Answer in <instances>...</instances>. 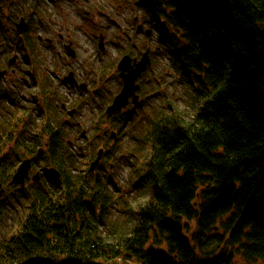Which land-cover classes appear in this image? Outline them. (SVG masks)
<instances>
[{
    "label": "trees",
    "instance_id": "1",
    "mask_svg": "<svg viewBox=\"0 0 264 264\" xmlns=\"http://www.w3.org/2000/svg\"><path fill=\"white\" fill-rule=\"evenodd\" d=\"M138 1L167 23L193 119L175 110L119 117V132L133 119L129 150L141 156L147 199L134 205L102 166L85 177L88 138L72 151L64 126L36 138L4 121L3 180L43 132L60 136L48 152L62 179L6 200L21 210L0 213V264H264V0Z\"/></svg>",
    "mask_w": 264,
    "mask_h": 264
},
{
    "label": "flooded vegetation",
    "instance_id": "2",
    "mask_svg": "<svg viewBox=\"0 0 264 264\" xmlns=\"http://www.w3.org/2000/svg\"><path fill=\"white\" fill-rule=\"evenodd\" d=\"M35 1L43 2L42 0ZM60 1L62 0H56L57 4L54 3L53 11L50 9L41 11L39 9L41 7L40 3L32 5L23 3V7L31 6L32 9L29 10L31 12L30 15L21 16L17 22L9 14L7 15L8 17L3 16L5 24L0 20V26H5L6 32H9L11 35L10 46L14 45L18 48H24V52L21 55L22 58L18 54H14L6 63H0V72H5V75L0 80V110H5L7 113L6 125L10 131L27 132L31 130L37 138V132L41 131L43 127H48L49 130L53 129L50 133H55L60 130L63 124L67 128V131H69L70 138L67 141L70 148H72L75 140L79 139L77 136H72V129L70 127H76L81 138L86 143V139H89L87 135L89 129H83L81 121L73 122L77 116L85 115L88 118L89 109L96 110V114L93 117H98V120L92 124V132L100 134V132L105 130L101 119L112 120L133 114L140 107L146 106V101L150 98L157 96V94H162L165 90L164 87L170 84L167 77L170 74L167 70L163 73L156 71V57L161 51L168 52L170 57H172L170 64L178 74L179 85L184 83L189 87L186 82L187 76L185 77V73L178 70L179 57L174 53L175 49L169 45L171 44L168 39L170 36L169 28L163 27L165 21H163V18L157 16L156 12L148 11L143 7L141 12L133 17L134 22H136V30L147 38H150V43L146 45V41L143 40L141 46L137 41L133 40L130 45L131 47H129L125 38L127 30L122 27L119 35L109 31V24L117 23V20L113 15L105 13L104 7L93 2V6L89 7V0H87V5L80 6L81 3H79V9L71 5L72 12L63 13L59 7L62 4L59 3ZM64 1L71 2V0ZM131 2L140 8L141 4L138 0H117V5L115 6L117 14L124 15L122 11L127 9ZM65 11L68 10L65 9ZM1 12H4V10ZM48 12H52L53 16L57 18V25L48 22L47 16L50 15ZM38 13H41L39 17H35ZM147 14L148 18L145 19ZM22 19L25 21V30L22 34H19L17 25ZM159 19L161 29L154 24ZM10 20L13 21L10 22ZM143 21L145 22L143 23ZM37 28L40 29L34 31ZM75 30L84 36L96 38L97 40V51H89V55L85 57L87 59L80 58L81 54L78 51V43L74 39ZM158 33H160L162 41L156 47V43L158 42L156 40L154 45L155 41L153 40ZM34 34L37 35V40L40 42L38 46L46 54L43 59L40 58L37 45L30 39L33 38L32 35ZM113 34L116 35L114 39L117 36L120 38L118 42L113 40L115 47H119L120 52L116 58L113 57L110 60L106 59L104 55L108 51V45L112 41L111 36ZM147 54L150 63L136 82V85L139 86V89L135 92V95L138 97L136 99L137 102L134 103V96L130 97L125 109L116 114L109 115L108 109L124 87V81L120 77L121 70H119L121 61L126 56H129V69L125 72L127 74L129 71L135 70L138 62ZM30 57L36 60V65L31 68L26 64H22L25 59L30 60ZM13 59H15L14 62L10 63ZM181 77H184L186 80L181 79ZM113 81L117 86L114 92H112L110 87V83ZM5 90L6 92H4ZM4 96L6 97V105H2L3 103L1 102ZM0 118H2L1 114ZM109 124L112 125L111 123ZM2 125L4 123L0 121V126ZM112 127L118 134L119 139L118 124H113ZM39 140L40 142L36 147L31 148L32 153H26L24 158L31 161L29 173L25 177L24 189H21L19 184L12 181L13 175L19 165L12 171L11 178L7 182L3 180L0 173V189L2 188L5 191L3 197L0 199V211L6 209L4 203L8 198L10 199L9 195H12L15 191H29L37 184H43L45 181L48 182L52 179L49 169H57V167L54 158L48 152V148L51 144L59 148L61 146L60 136L55 137L51 141L49 136L40 135ZM14 141L15 138H12L11 142L9 140L8 146L14 147ZM89 142L91 144L93 139H89ZM107 142V139H99L98 145H101L100 149H103L104 152L98 168L101 166L104 168L108 165V171L111 170L110 175L112 176L113 168L111 167H114L115 163L113 161L110 162L107 153L114 146L113 144L107 145ZM81 146L83 145H80L79 148ZM41 155L44 156L41 158ZM58 157L59 150L55 156L57 162L60 160ZM44 158L50 161L47 163L49 164L47 167L43 166L46 164L44 162L38 163V161H42ZM95 158L93 157L92 160L94 161ZM8 182L12 183L13 188H9Z\"/></svg>",
    "mask_w": 264,
    "mask_h": 264
},
{
    "label": "rangeland",
    "instance_id": "3",
    "mask_svg": "<svg viewBox=\"0 0 264 264\" xmlns=\"http://www.w3.org/2000/svg\"><path fill=\"white\" fill-rule=\"evenodd\" d=\"M42 1L43 2L40 3L39 1L36 2L35 0H23V1L21 0H0V20H2L3 24H5L3 16L8 17L7 16L8 14L12 15L11 17L15 19L16 22L21 16L30 15L31 12L29 10L32 9L31 6L23 7L22 5L23 3L30 4V5L40 3L41 7L40 8L38 7V8L41 11L49 10V9L53 11L54 3L57 4L56 0L55 1L42 0ZM92 2L99 4V6L104 7L105 13H109L113 15L115 19L117 20V23L109 24V31H111V33H114V34L116 33V35H119V33H121L122 27L125 30H127L125 38H126V41L128 42L129 47H131L130 45L132 44L133 40L137 41V43H139L141 46H142V41L145 40L146 45H149L150 38H147L144 34L139 33L136 30V22H134L133 20V17L135 15H138L141 12V10L144 7V4L141 3V6L139 8L135 6L133 2H131L130 5L127 7V9L122 11V13H124V15H122V14H117V9H115V6L117 5V0H89V7L93 6ZM59 3H62L59 7L62 9L63 13H71L72 6H76L79 9V3H81L80 6H83V5H87L88 1L87 0H71V2L68 3L67 1L62 0ZM65 9H67L68 11H65ZM3 10L4 12H1ZM48 13H50V15L47 16L48 22H52L53 24L57 25L58 23L57 18L53 16L52 12H48ZM2 14H5V15H2ZM39 14L41 13H38L35 17H39ZM147 18H148V14L145 19ZM11 21L13 20H10V22ZM144 22L145 21H143V23ZM154 24H156L159 27V29H161L160 19L159 21H156ZM5 29H6L5 26H0V63H6L14 54H18L20 58H22L21 55L24 52L23 47L18 48L14 45L10 46L11 35L9 32H6ZM39 29L40 28L34 29V31H38ZM74 32H75L74 39H76L78 43V51L81 54L80 58L87 59L85 57L89 55L88 54L89 51L91 50H93V52L97 51L96 50L97 40L96 38L93 39V38L87 37L86 35L84 36L79 31L76 32L75 30ZM114 34L111 36L112 38L110 37L112 41L108 45L109 47H108L107 53L104 55L106 56L105 57L106 59H110V60H112L113 57L116 58L118 56V53L120 52L119 47L116 48L114 41H113V40H116L118 42L120 38H118L117 36L114 39V36H116ZM32 36L33 38H30V39L33 43L37 45L36 47L39 50L40 58L43 59V57L46 54L42 50V48L38 46L40 42L37 40V35L34 34ZM156 40L158 43H156ZM153 41H155L153 44L155 45L156 43V47H157L159 43L162 41L160 33L155 35V39ZM171 58L172 57H170V54L165 51L164 52L161 51V53H159L156 57V62H157L156 71L158 73H163L165 70H167L170 74L169 76H167L169 78L168 80L170 84L164 87L165 90L162 92L161 95L157 94V96L150 98L148 101H146V104H147L146 106H143L137 109V112L141 114L142 117H143L142 113H145L147 116L154 118V116L158 114L161 110H167V112L175 110L176 112L182 114L187 121L193 119L194 111L189 105V103L193 101L191 100V95L193 91L192 87L189 88L184 83L183 84L181 83L179 85L178 78H177L178 74L176 73L172 65L170 64ZM22 64H26L29 66V68H31L32 66L36 65V60L33 57H30V60L25 59ZM181 79L186 80L184 77H181ZM110 87L112 89V92L116 90L117 86L114 81L110 83ZM4 92H6V90ZM1 102L3 103L2 105L7 104L5 96L1 99ZM0 114L3 119L7 117V113H5V110L4 112L0 111ZM95 114H96V110L89 109L88 118L85 115H82V116H77L73 120L74 123H76L77 121H81L83 124V129H89V133L87 135L89 136V139H93V142L89 144L88 146L89 156L92 153H94V155H97L98 149L101 147L98 145L100 138H103L105 140L107 139L108 140V142L106 143L107 145L113 144L114 147L117 146L115 149H112V151H109L107 153V157L109 156L108 158H110V162L113 161L115 163L114 168H113V175H112L113 184L120 187L123 191H125V194L128 195L127 198H128L129 203L132 201V199L135 196H137L139 202H145L147 199V194L145 193L146 187H145V184H142L143 182H142L141 174H140L141 171H140L138 163L136 162L137 157L141 158V156L134 155V154L131 155L130 150H129V147L131 146L130 142L132 141V138H131L132 133H130V130L132 128V125L134 124L133 119L131 118L130 120L128 119L127 125H125L124 130L120 131L119 136L121 140L118 139L116 142H114L112 139H110V136H109L110 131L113 130V127H112L113 124H119L120 119L119 118L112 119V120L101 119V122H103L104 124L103 128L105 130L100 132V134H96L98 132H92L93 131L92 124L97 122L98 120V117H93ZM109 123H111L112 125H110ZM140 124L138 123L136 125L138 127L137 133L138 131L139 132L141 131L142 125H146L145 119L142 118L140 121ZM70 128L72 129V132H71L72 136L74 135L79 138L78 140H75L71 148L72 151H76L79 149L80 145L82 144L85 145L86 143L81 138V135L78 133V129H76V127H70ZM41 135L46 136V133L43 132L41 133ZM66 141L67 139L65 140V142ZM7 145H9V143H7ZM138 151L141 152L143 155L145 154V151H143L142 147H140ZM38 163H40V161H38ZM89 164L90 162H87L88 166ZM105 168L108 169L109 168L108 165H106ZM137 181L140 184L141 188L135 185ZM8 184H9L8 185L9 188H13L11 182H8ZM9 196H10L9 200H11L12 195H9ZM22 199H25V197L23 196ZM123 201H126V200H123ZM120 203L121 204L118 207L121 208V211H124V210L128 211L129 209L128 205L125 207L122 201H120ZM132 204L134 205L135 202L132 201ZM20 210L21 208L19 206L9 205L8 209L1 210L0 213H5L9 215V217H12ZM116 212L118 213H115V214L121 215L119 211H116ZM6 227H7L6 223H0V235L5 234Z\"/></svg>",
    "mask_w": 264,
    "mask_h": 264
},
{
    "label": "water",
    "instance_id": "4",
    "mask_svg": "<svg viewBox=\"0 0 264 264\" xmlns=\"http://www.w3.org/2000/svg\"><path fill=\"white\" fill-rule=\"evenodd\" d=\"M17 30L20 34H22L25 30V21L24 19L21 20V22L17 25ZM15 59H13L10 63L14 62ZM130 62L129 56H126L119 65V70H121L120 77L124 81V87L121 91V93L114 99L113 104L108 109V114L113 115L118 112H120L122 109H125L129 103V98L133 97L135 98L134 103L137 102L136 99L138 97L135 95V92L139 89V86L136 85L137 80L140 78L141 74L146 70L148 64L150 63V60L148 58V54L145 55V57L142 58V60L136 65V69L132 72H128L125 74L126 70L129 69L128 64ZM124 73V74H123ZM5 75V72H0V80ZM112 138L116 140V134L112 133ZM104 150H100L98 153V156L94 162L91 163V167L87 173V176L97 169L100 161L102 160ZM31 167V161L24 160L19 168L17 169V172L13 176V181L16 183H19L22 188L25 187V177L29 173V169ZM50 173L55 176L56 178L60 177V173L56 169H51ZM1 187V184H0ZM5 191L4 189L0 190V199L3 197ZM215 230H218V228H215Z\"/></svg>",
    "mask_w": 264,
    "mask_h": 264
}]
</instances>
